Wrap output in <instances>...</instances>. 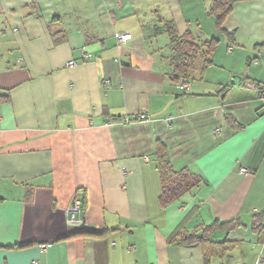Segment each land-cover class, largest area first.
Listing matches in <instances>:
<instances>
[{
	"label": "crops",
	"instance_id": "crops-1",
	"mask_svg": "<svg viewBox=\"0 0 264 264\" xmlns=\"http://www.w3.org/2000/svg\"><path fill=\"white\" fill-rule=\"evenodd\" d=\"M211 2L0 0V264H264V0L235 5L230 39ZM166 21L220 41L189 90L145 28ZM159 143L203 179L165 208ZM236 220L210 257L171 241Z\"/></svg>",
	"mask_w": 264,
	"mask_h": 264
},
{
	"label": "trees",
	"instance_id": "trees-1",
	"mask_svg": "<svg viewBox=\"0 0 264 264\" xmlns=\"http://www.w3.org/2000/svg\"><path fill=\"white\" fill-rule=\"evenodd\" d=\"M247 1L250 0H212L207 13L214 18L218 32L229 39L231 38L233 33L223 27L224 22L233 12L236 4ZM197 28H199L198 25ZM153 32L168 34L169 53L162 54L167 64L166 76L171 81L184 86L194 80L197 71L203 74L205 70L214 64L213 57L220 41L215 37H205L200 29L193 30L191 25H188L187 30L181 33L174 21H166L164 29L156 28ZM255 86L259 91L263 89L258 84H255ZM156 158L161 182L159 203L163 208L177 201L181 196L192 191L203 182L202 177L199 175L188 171L175 170L170 161L167 148L162 143H159L157 147ZM239 224L237 220L229 223L214 222L210 226H202L192 233L175 232L171 241L184 245L199 243L204 247L206 257H210L218 247L225 246L226 243L211 241L209 239L211 233L218 229L229 231L239 226ZM198 230H200V233L197 232Z\"/></svg>",
	"mask_w": 264,
	"mask_h": 264
},
{
	"label": "built area",
	"instance_id": "built-area-1",
	"mask_svg": "<svg viewBox=\"0 0 264 264\" xmlns=\"http://www.w3.org/2000/svg\"><path fill=\"white\" fill-rule=\"evenodd\" d=\"M131 34L130 33H126L123 35H119L117 34V38L119 40V42H123L126 41L128 39L131 38ZM233 47H229V51H232ZM76 65L75 61H69L68 62V66H74ZM251 89L256 90L259 96V99L261 101L262 107L264 109V88L262 90H257L256 86L254 84H249V86ZM184 89L185 90H189L190 89V85L189 84H185L184 85ZM117 121H121L124 122L123 119H116ZM220 130H216L215 132L218 133ZM240 173L242 175H248L249 174V170L246 168H242L240 169ZM66 217H67V224L69 228L72 229H85L88 227V223L86 220V210L83 207L82 204V200L80 198H76L73 200V202L71 203V205L68 207L67 211H66ZM47 245H41L40 248L43 251H46L47 249ZM261 260H263V258H261ZM32 264H40L39 262L35 261Z\"/></svg>",
	"mask_w": 264,
	"mask_h": 264
},
{
	"label": "rangeland",
	"instance_id": "rangeland-1",
	"mask_svg": "<svg viewBox=\"0 0 264 264\" xmlns=\"http://www.w3.org/2000/svg\"><path fill=\"white\" fill-rule=\"evenodd\" d=\"M147 20H150V18H148ZM200 25H198L199 27ZM205 26V25H204ZM145 28L149 30V32L153 33V30H155L156 28L158 29H164V23L163 24H158V25H150V24H145ZM192 29H196L197 28V24H194L191 26ZM205 28V27H204ZM151 30V31H150ZM203 32H206L203 31ZM149 34L151 36L152 39V42L153 44L157 47V48H160V50L167 54L169 53V48H168V45H169V37H168V34L165 33V32H160L159 34ZM204 34V33H203ZM206 34V33H205ZM204 34V35H205ZM205 36H208L207 34ZM200 75V72L197 71L196 74H195V78L198 77ZM194 78V79H195ZM198 79V78H197ZM196 79V81H197ZM194 81V80H193Z\"/></svg>",
	"mask_w": 264,
	"mask_h": 264
}]
</instances>
